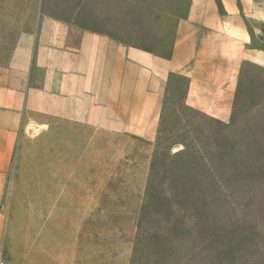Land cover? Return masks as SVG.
Wrapping results in <instances>:
<instances>
[{"label":"rangeland","instance_id":"obj_1","mask_svg":"<svg viewBox=\"0 0 264 264\" xmlns=\"http://www.w3.org/2000/svg\"><path fill=\"white\" fill-rule=\"evenodd\" d=\"M186 3L0 0V65L42 18L100 10L157 36ZM186 84L170 76L152 140L44 110L27 114L0 205V261L264 264V68L242 62L227 122L188 107Z\"/></svg>","mask_w":264,"mask_h":264},{"label":"crops","instance_id":"obj_2","mask_svg":"<svg viewBox=\"0 0 264 264\" xmlns=\"http://www.w3.org/2000/svg\"><path fill=\"white\" fill-rule=\"evenodd\" d=\"M115 17L42 18L0 65V205L32 111L152 140L171 75L188 79V107L227 122L242 62L264 68V0H187L157 36ZM2 230L0 209V248Z\"/></svg>","mask_w":264,"mask_h":264},{"label":"trees","instance_id":"obj_3","mask_svg":"<svg viewBox=\"0 0 264 264\" xmlns=\"http://www.w3.org/2000/svg\"><path fill=\"white\" fill-rule=\"evenodd\" d=\"M174 76H178V77H180V78L185 79L186 82H187L186 87L188 86V79H187L186 77H184V76H180V75H174ZM223 190H224L223 188H220V187H219V191L221 192V194H223V192H225L224 195L227 196V194H226L227 191H223ZM211 191L214 192L213 189H212Z\"/></svg>","mask_w":264,"mask_h":264},{"label":"built area","instance_id":"obj_4","mask_svg":"<svg viewBox=\"0 0 264 264\" xmlns=\"http://www.w3.org/2000/svg\"><path fill=\"white\" fill-rule=\"evenodd\" d=\"M0 264H3L2 261H0Z\"/></svg>","mask_w":264,"mask_h":264}]
</instances>
